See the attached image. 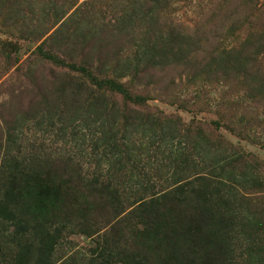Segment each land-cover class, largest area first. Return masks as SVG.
<instances>
[{"label": "rangeland", "instance_id": "obj_1", "mask_svg": "<svg viewBox=\"0 0 264 264\" xmlns=\"http://www.w3.org/2000/svg\"><path fill=\"white\" fill-rule=\"evenodd\" d=\"M61 157L117 188L109 224L139 197L192 184L186 213L217 210L213 235L202 225L176 240L190 264H264V0H0L1 192L18 169ZM199 187L212 195L196 199ZM126 219L118 235L69 225L53 258L125 264L124 245L139 248ZM7 224L0 264L24 262Z\"/></svg>", "mask_w": 264, "mask_h": 264}, {"label": "trees", "instance_id": "obj_2", "mask_svg": "<svg viewBox=\"0 0 264 264\" xmlns=\"http://www.w3.org/2000/svg\"><path fill=\"white\" fill-rule=\"evenodd\" d=\"M86 76L97 89L121 91L111 79H100L90 73ZM70 161L68 157H61L64 167L59 169H18L19 175L9 177L2 192L0 187V220L7 221L11 228L6 236L10 247L15 249L14 257L24 259L15 264H57L53 254L61 244L62 232L69 225L77 228L76 233L86 236L97 234L100 225L118 235L121 224L130 214L138 223L135 238L139 248L127 251L124 245L121 251L125 264H190L196 252L176 240L182 236H199L202 225H205L208 237L213 235L214 228L209 220L213 219L217 209L202 207L198 209L200 213H186L187 201L182 189L192 185L186 182L176 184L166 192L152 191L148 198L139 197L131 203L133 208L124 214L126 217L109 224L108 216L124 203L117 188L101 175L87 178L81 173L80 163L75 164V168H68ZM202 179L205 177L200 176L199 180ZM140 189L144 191L141 186ZM192 192L200 193L196 199L202 195L210 197L213 193L206 187ZM222 204L227 206V201L222 200ZM220 217L223 219L224 216ZM214 250L219 253L221 246Z\"/></svg>", "mask_w": 264, "mask_h": 264}]
</instances>
